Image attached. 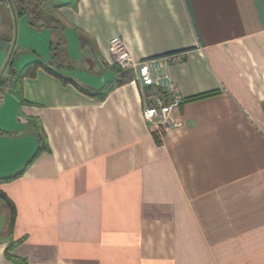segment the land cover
I'll use <instances>...</instances> for the list:
<instances>
[{"label": "crops", "instance_id": "crops-1", "mask_svg": "<svg viewBox=\"0 0 264 264\" xmlns=\"http://www.w3.org/2000/svg\"><path fill=\"white\" fill-rule=\"evenodd\" d=\"M48 1L58 28L16 19L24 102L0 95V264H264V0ZM115 36L160 61L176 127L132 72L100 99Z\"/></svg>", "mask_w": 264, "mask_h": 264}, {"label": "trees", "instance_id": "trees-1", "mask_svg": "<svg viewBox=\"0 0 264 264\" xmlns=\"http://www.w3.org/2000/svg\"><path fill=\"white\" fill-rule=\"evenodd\" d=\"M57 9L58 7L52 6L48 0H0V10L4 12V21L6 20V25L4 24L3 27H0V39L6 41L9 46L8 56L4 66V70L0 74V95L4 92H8L16 96L19 99L20 103L24 102L21 98L22 80L26 76L28 70H34L40 65V63L38 62H34L22 70L16 69L15 59L17 57V51L14 42L16 19L25 15L28 19L27 24L31 29L53 30L58 28V26L60 25L59 19L57 18ZM8 13L9 15H11V18H8L7 20ZM56 47L57 46L52 45V55L55 54ZM117 72L119 73L120 80L118 82L110 84L105 90H102L99 93L100 99H102L114 87L130 81V76L128 75L127 71H122L117 67ZM82 91L86 92L85 90ZM152 96H158L157 92H153ZM206 96L208 95H201L194 99ZM36 138L39 142V148L36 152V155H34L27 162L28 164L33 161V159L38 155V153L45 150L44 138L41 137V135H37ZM13 179L14 177L0 179V183L8 182ZM0 199L4 200L6 202V205L9 207L10 218L8 222V228L9 231H11L13 228L14 220L13 208L2 193H0Z\"/></svg>", "mask_w": 264, "mask_h": 264}, {"label": "built area", "instance_id": "built-area-1", "mask_svg": "<svg viewBox=\"0 0 264 264\" xmlns=\"http://www.w3.org/2000/svg\"><path fill=\"white\" fill-rule=\"evenodd\" d=\"M108 49L113 63L120 70L132 72L136 81L157 92L158 96L155 97L154 105L146 106L143 109L142 115L145 122L154 129L176 127L178 124L170 118V112L181 103V98L175 87L169 82L160 61H133L123 40L118 36L109 39ZM162 93L169 95L171 100L164 102L160 96Z\"/></svg>", "mask_w": 264, "mask_h": 264}]
</instances>
